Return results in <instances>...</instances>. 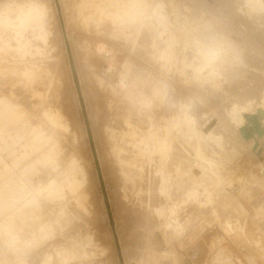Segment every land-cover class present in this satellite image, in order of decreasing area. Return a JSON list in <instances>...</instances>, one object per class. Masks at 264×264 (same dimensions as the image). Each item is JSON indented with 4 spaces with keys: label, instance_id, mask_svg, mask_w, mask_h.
Segmentation results:
<instances>
[{
    "label": "rangeland",
    "instance_id": "1",
    "mask_svg": "<svg viewBox=\"0 0 264 264\" xmlns=\"http://www.w3.org/2000/svg\"><path fill=\"white\" fill-rule=\"evenodd\" d=\"M127 1L95 0L94 2L93 0V3L91 0H0V45L4 44V40L13 37L12 41L6 44L7 47L12 44V49H8L5 45L3 48L7 54L15 52L12 56H6L8 59L0 60V67L37 65L41 66V69L44 68V75L41 74L34 83L11 75H8L7 79L0 77V115L6 116L9 112L17 116L16 120L0 133V144H2L1 140L8 138L9 135L19 138L16 144L9 145L7 150L0 152V170L5 167L11 169V171L7 169L0 176V186L7 182L4 184L6 187L15 188L17 180H7L15 174L19 177L22 169H30L31 175L25 182L29 187L31 186L30 188H34L36 183H39L31 196H35L40 201L37 210L38 223L35 227L40 234H44L41 253L42 248L32 246L34 238L32 233H17L18 235L8 239L0 232V264H29L27 258L30 251L40 252L37 253V259L30 258V263L35 262L33 260L38 261L32 264H139L144 261L146 262L144 264H147L148 259L150 261L148 264H157L158 259L160 260L163 254L173 248L172 245L179 240L182 229H185V232L194 233L193 235L199 234L198 237L196 236L198 239L200 235H204L212 228L220 229V225L225 226L227 221L234 227L233 231L222 239L224 241H221L219 246L217 245L215 249H218L217 251L213 250L205 254L206 262L208 261V264H264V248L256 251L249 249L247 239L238 228L239 223L236 219L221 216L224 213L221 211L224 204L230 201L238 202L253 216L254 223L250 220L252 225L257 228L264 227V143L258 142V149L254 151L256 145L248 144L242 137L240 130L244 127L240 123L232 122V119H238L239 115L243 114L242 105L247 106L250 101L244 100L245 96L240 94L242 90L235 91L229 84V87L227 84L222 85L223 87L221 86L218 91L211 93V95L218 93L214 99L206 90H201L205 92L204 94H201V91L200 94L196 92L198 95L193 93L197 95L193 96L197 97L194 99L197 101L194 102L196 108L192 105L195 109L192 106L189 107L187 115L184 114V116L189 123L191 121L193 124L194 132L188 131L185 124H179L178 128L173 130L175 138L172 146L175 156L186 155L194 161L190 165L193 168L190 173L194 179L181 182L182 171L176 172L173 170L174 165H167L164 172L173 173L165 187L170 194L169 200L166 201L161 195L162 162L159 154L154 151L150 136L145 133V131L154 132L155 128L157 129V121L153 118L151 120L153 126H141L142 130L135 129L136 125L127 126L123 123L124 121L122 122V118L119 120L120 112L117 111L116 104L111 105L106 85L109 81L108 75H111L109 63L116 52L119 58L130 57L142 66L163 75L171 84L175 83L176 87L185 91V84L178 78L162 74L157 66L154 68L146 61L147 49L141 45L146 33L144 31H153L157 34L159 41L169 43L173 29L182 28L184 23H188V27L199 28L198 30L202 29L204 33L225 39V43L221 44L224 49L238 50L243 55L247 53L244 56L249 59L257 56L252 62L256 64V60L260 61L257 64L262 66L259 72L264 78V26L259 27L260 25L256 26L252 23V19L246 14L245 0H165L166 3H161L162 5L159 3L162 2L161 0H147L149 1L146 5L147 11L143 15L146 20L142 17L143 19L138 22L122 15V9L129 7ZM101 5L110 8L115 6L114 9L116 8L117 11L115 12L114 9L112 11L114 10L121 19H119L120 24H117L118 27L116 26L117 29L107 26L110 19L99 20L97 7ZM79 10L81 12H78ZM199 16L202 19L201 22H199ZM125 24L131 28V31ZM202 30L199 32L202 33ZM226 35L229 36L226 37ZM133 38L134 41L137 40L135 46ZM205 38L200 37V41L193 46L196 48L195 53L197 48L207 43L208 39ZM229 39L233 44H230ZM17 47L21 48V51H18ZM18 53L20 56L17 58ZM142 53L147 55L144 59ZM195 63L198 64L197 61ZM115 75L112 81H120L118 78L120 75ZM38 83L39 85H35ZM224 86L229 88V90L226 89L227 92ZM192 92L190 91V94ZM238 94L240 98L236 96ZM216 97H219L218 101ZM258 102L264 105V97L259 100L256 97L252 104L258 105ZM223 103L227 107H223ZM220 104L222 106H219ZM177 107L183 108V104ZM49 117L56 118V123L50 122ZM1 122L0 120V126ZM208 124L212 134L220 131L240 146L241 151L247 154L252 153L250 166L242 157L233 163L234 166L224 159L219 160L220 149L211 141L210 148L206 147L202 151L204 143L202 144L200 132H204L209 127ZM39 131L43 133V138L45 136L53 139L40 151L27 148V153H30L29 158L23 161L22 165L20 163L16 169L15 158L26 152L23 147L26 148L27 143L38 141L36 134ZM43 138L40 143L45 140ZM38 144L36 143L37 147H39ZM33 148L36 149L35 144ZM14 149L16 154L11 151ZM193 153L205 157L206 161L197 163L192 156ZM76 160L81 168L78 176L84 181L83 187L78 190L71 183L73 174L76 172L71 164ZM218 161L219 170L214 172L212 168L216 167ZM233 167L237 171L234 174ZM53 183L59 188L58 192H51L48 189ZM25 198L28 197L25 196ZM75 200H78L80 204H76ZM162 200L165 203H161ZM191 217L194 218L191 219ZM158 245L159 247H156ZM151 246H155L154 249L157 248V250L151 249ZM160 248L163 250L161 251ZM186 252L188 251H180L179 256L183 257Z\"/></svg>",
    "mask_w": 264,
    "mask_h": 264
},
{
    "label": "bare ground",
    "instance_id": "2",
    "mask_svg": "<svg viewBox=\"0 0 264 264\" xmlns=\"http://www.w3.org/2000/svg\"><path fill=\"white\" fill-rule=\"evenodd\" d=\"M83 1H85V0H83ZM91 1L93 2V0H91ZM161 1L162 2H159L160 4L161 3L162 4L166 3L165 0H161ZM94 2H95V0H94ZM127 2L129 3V7H125V8L122 9V15H124L127 18H132L136 22H138V20L141 21V19H143L145 17V16L143 17V15L147 11V9H146L147 6L146 5H147V3L149 1L147 2V0H128ZM110 3H111V1H110ZM244 3H245V7L247 8L246 9L247 11L245 10L246 14L249 16V18L252 19V21H253L252 23H254V25H256V26L260 25L259 27H261V26L263 27L264 26V0H245ZM111 7H113V6H111ZM114 7L110 8L108 6L104 7V6L101 5V6L97 7L98 8L97 11H98V15H99V20L100 21L103 20L104 18L110 19L108 21L110 23L107 26H110L111 28L117 29V27H118L117 24H120L121 21L119 22V19H120L119 16L116 13H114V10L116 9V8L114 9ZM86 8H88V7H86ZM119 8H121V7H119ZM112 9H114V10L112 11ZM80 10L78 12H81ZM116 11L117 10H115V12ZM82 13H83V11H82ZM147 13L149 14V11ZM175 16H176V14H175ZM203 18L205 19V17H203ZM181 19H182V17H181ZM196 19H198V18H196ZM251 19H250V22H251ZM200 20H202V19H200V16H199V22H201ZM84 21H85V19H84ZM194 21H195V19H194ZM199 22H197V23H199ZM204 22H205V20H204ZM106 23H105V25H106ZM130 23H131V21H130ZM182 23H183V21H182ZM182 23H180V24L182 25ZM187 24L184 23L182 28L180 27V28L173 29V31H172L173 34H172V36L170 38V42L169 43H162V41H159L157 34L153 33V31L150 32L149 30H146V31H144V32H146L145 35H144V33L141 32L144 35L141 45H142V47L147 49L146 54H148V57H145L147 55L146 54L143 55V53H145L143 51V53H142L143 59L145 57L146 61L148 63H150L152 66H154V68L157 66V68H159V70L162 72V74L167 75V76L168 75L169 76L172 75L176 79L178 78L181 82H183L185 84V85L181 84V85H184V87H186L185 91H184V89L183 90L180 89L178 86L176 87V85H174L175 83L171 84L168 81V79L166 77H164L163 75L155 73L154 71L146 68V66H142L141 64L135 62L132 58L127 57V56H122V58H119V54L116 53V52H114V56L112 58V61H111V63H109V67H111V70H110L111 72L109 71L111 73V75H108L109 81L106 80L107 81L106 85L108 87L107 96H108V98L110 100L111 105L116 104V106L118 108L117 111L120 112L119 120L122 118L121 119L122 122L124 121L123 123L127 124V126L130 127L131 125H136L137 127H134V128L135 129L136 128H138V129L141 128V130H142L141 126L148 125L149 127H152L153 125H152V121L151 120L153 118H155V120L157 121V129L155 128L154 132H152V131L151 132H146L145 131V133H147L146 134L147 136H150V139H151V141L154 144V151H155V153L159 154L160 160L162 162V164H161L162 165V168H161V170H162L161 195L164 197V200H166V201L169 200L170 194H169V190H166L165 187L168 185V183L170 181L171 173H173V172H171V173L164 172V168L167 165H169V164L170 165H174L175 168H173V170L176 171V172L178 170L182 171V174L180 175L181 176V178H180L181 182H184L187 179H189V180H193L194 179L193 175L190 173V171L193 169V168H191L190 165H191V163H194V161L191 160V157H188L186 155H184L182 157L175 156L174 155L175 150L173 149L172 141L175 138L174 137L175 134L173 133V130L177 129L178 125L181 124V123L185 124V126H186L188 131L194 132L193 124L191 123V121L189 123V120L187 119L186 116H184V114H186L187 110L192 105L195 107L194 102H197V101H194V99H196L197 97L195 98L193 96H195L196 94L198 95V93L201 90L208 91V93H210V97L213 96V99H214L215 95H217L218 93L216 92L217 94H215V95H211V93H213L214 91H218L219 88H221L222 85H226L227 84V86H228V84H229V85L232 86V89H235V91L236 90H239V91L242 90V92L240 94L245 96V99H244V97H242V98L244 100H248L249 99L250 101L248 102L247 106L243 107V105H245V104H243V105L241 104L242 105L241 110H243L244 112H243V114L239 115L238 119H232V122L240 123L241 126L244 127V128H242L240 130V132L242 134V137L245 140H247L248 144L256 145L254 151H257V149H258V146H257L258 142H262L263 141V143H264V105L259 104L260 102H258V105H253L252 104L253 100L256 97H258V100L262 99L264 97V78H263V75L259 72L260 68L262 66L260 67V64H257L258 62L260 63V61L256 60L255 61V63L257 62L256 64H254L252 62L253 59H256L257 56L253 57V58L251 57L249 59V58H246L244 56L247 53L243 55L242 53L238 52V50L224 49V48L221 47V44L225 43L224 42L225 39H223V38L221 39L218 36H214L213 34H210V33H204L203 32L204 30H202V29H200V30H202V33H200L199 32L200 30H198L199 28L197 29V28L192 27V26L188 27ZM102 25H104V23ZM107 26H106V28H107ZM125 26H126V24H125ZM128 26H129V24H128ZM173 26H175V24ZM184 27H185V29H184ZM99 28H100V26H99ZM128 29H129V31H131V28H128ZM206 32H208V31H206ZM210 32H212V31H210ZM142 34H141V37H142ZM4 36L5 35H3V37ZM202 36L206 37L205 39H208V41H206L207 43H205V45L197 48V52L195 53V51H196L195 49L196 48L195 47L193 48V46H196V42H199L200 41V37H202ZM228 36L226 35V37H228ZM3 37L1 36V39ZM109 37L112 38V36H110V35H109ZM11 39H13V37L10 38V39L4 40V44L0 45V60L8 59L7 57L14 55L15 52L14 53L12 52L13 54L8 52L9 54H7L6 53L7 51H4V48H3L4 45H5V47H7L9 42L12 41ZM229 41H230V39H229ZM133 42H134V46L137 45L136 44L137 43L136 39L134 41V38H133ZM133 42H131V43L133 44ZM138 44H139V42H138ZM230 44H233V43L230 41ZM9 46H11V47H9ZM9 46L7 48L8 49H10V48L12 49L13 45L11 44ZM177 48H179V49H177ZM136 49H137V47H136ZM17 50L21 51V48L17 47ZM140 50H141V48H140ZM37 52H39V51H37ZM20 53H18L17 56L16 55L15 56L18 58L20 56L19 55ZM30 56L33 57V54L30 53ZM32 57L30 59H32ZM195 61H197L198 64H196ZM41 68H42L41 66L39 67L37 65H33V66L26 65V66H22V67L4 66V67H0V77L7 79L8 78L7 76L11 75V76H16V78L17 77H21L20 79L25 78L26 80H29L30 83H34V80L39 78L41 76V74H43V71H44L43 69L44 68L43 69H41ZM106 73H108V72H106ZM118 73H120V74H118ZM115 74L120 75V77L117 76L118 78H120V81H118V82L114 81V80H113L114 82L112 81V79L116 76ZM99 78H101V76ZM102 80H104V79H102ZM3 81H8V80H3ZM21 81H23V80H21ZM44 81H46V80H44ZM48 81H50V80H48ZM39 83L35 84V85H39ZM42 85H44V84H42ZM103 86L105 88V85H103ZM33 87L36 88V86H33ZM46 87L44 89H46ZM226 87L224 86L225 91L227 89ZM40 88H42V86ZM189 90L191 92L195 91V92H192V94L196 93V92H198V93H196L195 95L194 94L192 95V94H190ZM227 90H229V88ZM36 92H37V90H36ZM201 92H202L201 94L205 93V92L203 93V91H201ZM219 95H221V94L219 93ZM228 96L230 97L232 95H228ZM236 96H239V98H240L239 94L236 95ZM205 97H207V96H205ZM219 97H216V99L219 98ZM207 99H208V97H207ZM217 101H218V99H217ZM222 101L223 100H221V102ZM232 102H233V100H232ZM235 103H237V102H235ZM179 104H183V108L177 107V106H179ZM222 105H223V107H227V106H224V103ZM222 105L220 104L219 106H222ZM197 106H198V104H197ZM224 110H226V109H224ZM221 111L223 112V108H222ZM228 111H229V109H228ZM196 112H197V109H196ZM194 114H195V111H194ZM50 115H52V114H50ZM200 115H199V117H201ZM225 115H226V113H225ZM45 116L48 117L47 114H45ZM194 116H196V115H194ZM16 117H17L16 115H14L12 113H9V112L6 114V116H4L3 114L0 115V120L2 121L1 122L2 124L0 126V133L6 127L11 125V123L16 120ZM58 118L61 120L59 115H58ZM186 119H187V121H186ZM198 119L199 118H197V120ZM49 121L52 122V123H56V118H50L49 117ZM205 123L207 124V122H205ZM207 126H209V127L205 131L203 129L204 132H200L201 136H202L201 138L203 139L202 144L204 143L202 151H203L204 148L206 149V147H207V149L210 148V146H211L210 145V141H211V143L213 142L220 149V152H219L220 156L218 157L219 160H223L224 159L227 162H229V164L231 163V166H234L233 163H235L236 160H238L240 157H242V159H244L246 161L245 163H247L248 166H250L249 165V161L251 159L250 158V154H252V153L249 152L247 154L244 151H241L240 146H238L236 143L232 142L228 137L224 136V134L222 132H220V131L217 134H212L210 132V125L208 124ZM124 129H125V127H124ZM39 133H40V131L37 133L38 135L36 134V139L38 141H36V142L32 141L31 144L27 143L26 148L23 147V149H26V152L24 154H21V155H19V156H17L15 158V160L17 161L15 163V160H14V163H15L14 167L15 168L19 167L20 163L22 165L23 161H25L27 158H29L28 154H30V153H27L28 152L27 148H30L32 151L33 150L34 151H37V150L40 151V149H44L49 144V142L53 139L52 137H47L46 138L45 136L43 138V136H42L43 133L42 134L41 133L39 134ZM137 133H139V132H137ZM199 136H200V134H199ZM42 138L45 139V140L43 141V143H40V140H42ZM32 139L34 140V137H32ZM195 139H194V142H195ZM18 140H19V138L17 136H13V135H9L8 138L2 139L1 140L2 144H0V152H2L4 150H7V148H8L7 146L12 145V144H16L18 142ZM127 141H128V139H127ZM36 143H39L38 144L39 147H37ZM34 144H35V148L36 149L33 148ZM215 145H213V147ZM22 146H23V144H22ZM252 148H253V146H252ZM11 151L14 152L15 149L11 150ZM187 153L189 154V151H187ZM7 155H9V153ZM11 155H13V154L11 153ZM192 156L196 159L197 163H202V161H206L205 157L200 156V155H198L196 153L195 154L193 153ZM251 156H253V155H251ZM127 157L129 158L130 155L127 156ZM128 158H127V160H128ZM0 160H1V155H0ZM46 160H49V159H46ZM145 161H146V159H145ZM241 162L242 161H240V163ZM12 163H11V166H12ZM218 163H219V161L216 162V167L212 168V171L217 172V170H219V167L217 166ZM71 166L76 171L73 174V179H72L71 183L73 184L74 188L76 190H78L81 187H83L82 185H84V181L80 180V177L78 176V174L81 173V168L79 167V165L77 163V160L74 161L71 164ZM244 168H245V166H244ZM7 169H9L11 171L10 168L5 167L2 170H0V171H2V173H0V176L3 175L7 171ZM20 170H18V171H20ZM247 171H248V169H247ZM232 172H233V174L237 172L235 167H233V171ZM84 174L86 175V173H84ZM178 174H179V172H178ZM243 174H245V173H243ZM30 175H31V171H30L29 168L28 169H24V170L22 169V171H20V173H19V177H17L16 174H15V176H12L10 179L7 180V181L14 180V179L17 180V186L15 188L6 187L4 184L7 183V182H4L0 186V232H1V235H3L5 238L8 237V239H11L17 233L18 234H20L22 232H25L26 234L27 233L28 234L32 233L33 237H34L32 239L33 240L32 241V246L35 247V248L41 249L43 247V245H44V243H43L44 234H40V232H38L36 230V227H35V224L38 223L37 222L38 221L37 218L39 216V212L37 210L39 208L38 203L40 201L35 196H31L34 193L36 187L39 185V183L37 182L36 186L34 188H30L31 186L29 187L28 184L25 182V181L29 180V176ZM242 176H244V175H242ZM83 177H81V178L83 179ZM84 178L86 179V177H84ZM172 179H171V181H172ZM146 184H147V182H146ZM55 185H54V183L51 184V186L48 189L51 190V192H58L59 188L56 187ZM181 186H182V184H181ZM156 193H157V191H156ZM67 194H69V193L67 192ZM144 195H146V194L144 193ZM25 196H27L28 198H25ZM249 197H251V195ZM67 199H68V197H67ZM158 199L159 198L157 197V200ZM164 200H162L161 203H165V202H163ZM75 203L76 204H80V202L78 200H75ZM251 208H253V207H251ZM47 210H46V212H47ZM253 210H254V208H253ZM257 210H255V211H257ZM44 211H45V209H44ZM221 211H224L223 215L220 214L221 216H223L225 218L230 216L232 218H235L237 223H239V227L238 228H240V230L243 233V235H245V237L247 239L246 243H247L249 249L256 251V250H260V249L264 248V227H258L257 228V226L255 227V225L251 224L252 223L251 221H253V216L249 213L248 210L243 208V205L241 203H238V202L233 203L232 201L227 202L226 204H224V206H223ZM198 212L199 211H197V213ZM257 212H259V211H257ZM217 213H219V212L217 211ZM200 214H202V212H200ZM220 215H218V216H220ZM205 216H207V215H205ZM193 218L191 217V219H193ZM206 221H207V219H206ZM253 223H254V221H253ZM162 224H164V223H162ZM219 224H220V222H219ZM202 225H204V224H202ZM204 226H206V225H204ZM220 226H221L220 229H218L219 227L216 228V229L212 228V230L207 231V233H205L204 235H200L198 239H196V236L198 237L199 234L193 235L194 233H190V232H187V231L185 232V229H182L180 231V233H179V240L177 242L174 241V242H176V244L172 245L173 248H171L170 250L168 249L166 254H163L162 258L159 257L160 260L158 259V263L157 264H208L209 262L208 261L206 262L207 253L208 252L210 253L213 250H215L220 245L221 241H224L222 239H224V237L229 235L230 232H232L233 228H234L229 221L226 222L225 226H222V225H220ZM207 227L208 226H206V228ZM230 237H231V235H230ZM41 239H42V241H41ZM168 239H170V237ZM60 240H61V238H60ZM176 240H177V238H176ZM161 241H163V240H161ZM62 242H63V240H62ZM157 243H158V241L156 242V245H157ZM159 243H161V242H159ZM164 243H163V245H164ZM167 246L169 247L171 245H167ZM154 247L151 246V249L152 248L154 249ZM156 247H159V245L156 246ZM68 248H70V247H68ZM160 249H161V251L163 250V248H160ZM154 250H157V248L154 249ZM217 250H215V251H217ZM42 251H43V248H42V250H40V252L42 253ZM151 251H153V250H151ZM180 251L181 252L188 251V252H186L187 254L184 253V256L181 257V256H179L180 255ZM16 252H17V250H16ZM40 252L39 251L38 252L30 251V254L28 255V258H27L28 260L26 259L27 262L29 264L35 263L37 260H33L35 262H32V263H30L31 261H29V260H31L30 258H32V257L36 258L37 253H40ZM156 252H158V251H156ZM72 253H74V251ZM150 253L152 254V252H150ZM11 254H12V252H11ZM152 255H151V257H152ZM154 255H155V253H154ZM7 256H8V254H7ZM14 256H15V254H14ZM21 256H22V254H21ZM65 256H67V255H65ZM68 257H70V256H68ZM148 257H149V255L147 256V259H148ZM41 258H43V257H41ZM64 258L67 259L66 257H64ZM148 261H149V259L147 260V264H148ZM23 262H25V260ZM144 262H141L139 264H144Z\"/></svg>",
    "mask_w": 264,
    "mask_h": 264
}]
</instances>
